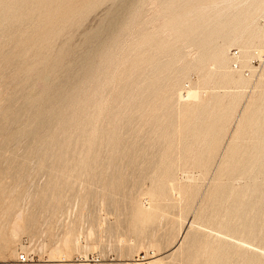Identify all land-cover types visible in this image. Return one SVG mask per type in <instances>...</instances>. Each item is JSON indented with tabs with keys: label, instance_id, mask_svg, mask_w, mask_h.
I'll list each match as a JSON object with an SVG mask.
<instances>
[{
	"label": "rangeland",
	"instance_id": "374dc122",
	"mask_svg": "<svg viewBox=\"0 0 264 264\" xmlns=\"http://www.w3.org/2000/svg\"><path fill=\"white\" fill-rule=\"evenodd\" d=\"M15 1L0 0V264H264V215L251 210L261 200L245 193L251 183L243 189L248 236L225 196L247 181L219 169L255 144L243 120L264 92V44L250 50L251 68L241 70L250 81L235 92L215 74L204 80L196 48L162 28L179 0L170 11L171 0ZM254 18L264 31V17ZM95 34L107 55L82 81L85 39ZM159 41L168 45L155 50ZM193 86L197 100L179 101ZM73 88L74 113L57 115L56 91ZM256 187L259 196L264 183Z\"/></svg>",
	"mask_w": 264,
	"mask_h": 264
},
{
	"label": "bare ground",
	"instance_id": "6f19581e",
	"mask_svg": "<svg viewBox=\"0 0 264 264\" xmlns=\"http://www.w3.org/2000/svg\"><path fill=\"white\" fill-rule=\"evenodd\" d=\"M117 1L120 2L119 5H122L123 0H117ZM172 1L173 0H171V2H169L168 5H167V10L168 11H170V9L173 7V5L171 4V3H173ZM179 1H181V8L179 10L180 13L172 12L171 14H169L167 16V18L164 17L165 19L161 20V22L164 21L163 24H161L162 28L166 30V32L169 35V37L171 36L173 38L171 42H174V43H178V42L186 43V41L188 40L189 43H190V46H193V47L196 48L195 55H196L197 69L200 72H202V71L206 72V76L204 77V80L207 79V78L211 79L213 74H215V76H217L220 79L221 82H223L224 84L228 85L229 88H231L234 91L235 90H239L240 88H245L246 85H248L250 79L246 78L244 76V74L242 73V71H243L244 68H247V67L249 68L250 65H251V64L250 65L248 64L249 63L248 61H250V63H251V59L253 58L252 54H250V50L256 44L257 45L264 44V31L261 30V27L259 28V27L256 26V24H255L256 23V21H255L256 18H254V15L255 16L258 15L260 17H264V0H252V2L245 9H243L244 4H245L244 1L240 2V0H179ZM200 2H203V3L200 4ZM22 3L24 4V2H22ZM20 5H22V4H20ZM120 9L122 10L123 7L119 6V10ZM159 13H160V11H159ZM115 14L116 15L112 19H110V21L108 22L107 26L105 25L106 26V28H105L106 32L105 33H107L108 31L110 32L115 27L117 19H118V16H119L117 11L115 12ZM163 32H164V30H163ZM165 34H163V35H165ZM100 37L101 36H98V35L95 34V35H88L87 38L85 39V42L89 46H88L87 51L83 54L82 59H81L80 66H81V79H82V81L87 79V78H89L90 75L93 73L92 71H93V69L95 67L96 62L97 61L102 62V60L105 59L104 58L105 55H107L106 54L107 47L105 45V42L103 40H101ZM166 37H164V38H166ZM218 39L223 40L224 43H221V44L219 43V44L215 45L214 43ZM166 40H167V38H166ZM148 41H149V43H148ZM152 41H153V36L149 35V36H147L145 38V41H144L145 44L144 45L150 44V42H152ZM94 43H97L96 44L97 47L95 46V49H93V46H92ZM167 43L168 42L163 43L162 41H159L156 44V46L154 47V49L155 50H158V49L160 50L162 47L166 46ZM181 45H183V44H181ZM128 46H129V44H128ZM232 46H237V48L240 50L239 52H237L240 55L236 59L233 56L234 53H231V56H229V51H230V48ZM173 54L177 55V52L175 51ZM248 58H250V60ZM182 60H183V57H180V55L175 59V61H180V62ZM235 62L239 65V69H235V66H234ZM167 69H168V65H165V66H163V68L159 67L156 70H157L158 73H161L164 70L166 71ZM252 72H253V70H252ZM71 77H73V74H71V76L69 74L67 75V78H71ZM178 79L179 78L175 77L174 80L170 83L171 84L170 85L171 89L175 87L176 83H178L177 82ZM199 82H200V80H199ZM256 86H257V88H260L259 91L261 90V88L264 89V73H262L260 75V79L258 80ZM79 91L80 90H78L77 88H73L72 90H69V91H66V90H63V89L56 91L54 97L60 99L59 101L61 102V105H62V107L58 106L59 108H57L56 110L54 109L56 111L57 115H61L62 110L64 108L66 110L70 111L71 113H74V108L72 109V102L78 96ZM234 91H231V90H230V92L226 91L227 92V94L225 95V97H227L226 100H228V98L230 99V97L232 96V94H229V93H232V92L235 93L236 91L235 92ZM259 93H261V92H259ZM116 96H117V94H116ZM177 98H179L178 99L179 101L186 102V104H187V102H190L191 100L193 101V99L197 100L196 87L193 86L192 88H190L186 92L185 95L183 93L182 94L179 93ZM231 101H233V100L230 99V102ZM227 103H229V101ZM195 104H196V102H195ZM195 104L194 105L190 104V106H187L185 108V111L187 113H191L192 114L193 111H196L195 110L196 109ZM95 110H97V109L95 108ZM248 110H249L248 111V116H246L244 118L243 122L247 123L246 127L249 129L248 132H247V136H248L247 139L249 140L250 143L254 142L255 144L253 146L247 148L245 151L240 152L239 156L236 155L238 157V159H239L237 162H233L232 163L230 161L232 163L231 165L229 164L230 166H228L226 163H224V164L221 165V168H219V169H220L221 173L223 172L225 175H228V177L230 179H233V177L238 174L239 177H244L245 180L247 181V184L244 185L240 189H236L235 187L230 185L228 191L226 190L225 196L227 198L231 199V200L232 199L234 200L230 204L229 210L231 208L230 212L232 214L231 216L234 215L233 216L234 220L237 219V223H236L237 225L236 224L235 225L236 226L241 225L240 227L244 228V230L246 231L247 235L248 236H252L253 233H254V227H253L252 222L251 223L249 222V224H246V223L244 224L243 223L244 221L242 222L243 216H239L238 215L239 214L238 211H240L242 209V204H243V201L245 200V197L249 196V195H247L245 193H250V196L253 195V197H254L253 201L255 200L256 202H258V199H260L261 200L260 204L262 205V206L259 205L260 208H258L257 211H256V209L254 210V208H256V207L253 206L254 208L251 209L252 212H259L261 215H264V190H262V194L258 196V194H257L258 187H256V184L258 182L264 183V92H262L261 94H259L256 97V99L251 103V105L248 108ZM91 127H92V125H91ZM243 134L245 135L244 132H243ZM95 145H97V144H95ZM233 153H231V154H233ZM236 156H234L235 159H236ZM233 161H235V160L233 159ZM187 181H189V180H187ZM249 183L252 184V189H250V192H245L244 193L243 189L247 188V185ZM248 190H246V191H248ZM255 194H257V196H258L257 200H256V197L254 196ZM17 219H18V216H17ZM262 220H264V218H262ZM262 229H264V228H262ZM260 231H262V230L259 229V232ZM236 244H238V243H236ZM232 255H233V253H232ZM20 257H19V259H20ZM50 258H52V257H50ZM253 259H254V256H253ZM50 260L53 261L54 259L53 260L50 259ZM59 261H63V259L60 260V258H59ZM59 261H57V262H59ZM82 262H84L83 264H86L87 262H89L88 257H86V258L84 257Z\"/></svg>",
	"mask_w": 264,
	"mask_h": 264
},
{
	"label": "built area",
	"instance_id": "2783aa9c",
	"mask_svg": "<svg viewBox=\"0 0 264 264\" xmlns=\"http://www.w3.org/2000/svg\"><path fill=\"white\" fill-rule=\"evenodd\" d=\"M234 58L236 59V58H238V56H239V54L238 53H234ZM236 61V60H235ZM253 64H255V63H253ZM235 69H239V65L235 62ZM247 73V72H246ZM22 263H25V262H27L28 261V257H26V256H21L20 257V259H19Z\"/></svg>",
	"mask_w": 264,
	"mask_h": 264
}]
</instances>
